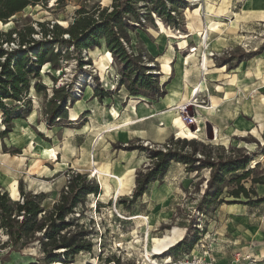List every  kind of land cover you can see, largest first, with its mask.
Masks as SVG:
<instances>
[{"label":"rangeland","instance_id":"1","mask_svg":"<svg viewBox=\"0 0 264 264\" xmlns=\"http://www.w3.org/2000/svg\"><path fill=\"white\" fill-rule=\"evenodd\" d=\"M112 1L67 0L57 3V0H40L12 16L8 21L12 24L7 28L0 26V31L21 28L28 24H34L39 29L38 21L57 22L68 26L81 7L89 10L98 5L110 6ZM178 1L180 2L175 5L176 11L173 12L175 21L153 14V19L146 17L142 24H136L135 30H130L132 49L136 54L139 49H143V63L147 66L148 73H152L158 79L161 89L166 90L165 86L170 81L163 83V80L169 74L173 73L172 75L175 76L174 64L177 57L179 60L178 52H181L183 57L189 58L184 66H187L189 71H193L191 72L193 75L197 71L201 75L199 83L191 85L193 90L201 82L205 85L203 80L208 79L209 63L212 62L216 66L225 63L228 68L242 62V70L244 68L253 72L251 77H244L243 80L252 83L257 76L254 74L257 65L259 69L264 67V48H261L264 46V9L257 7V2L264 3V0ZM169 5L173 7L172 4ZM198 9L206 24L205 29L195 28V23H199L196 17ZM213 23L217 25L209 33L208 28ZM35 37L42 36L35 34ZM147 37L154 42L159 39L158 43L166 41L167 49H171L176 58H173L171 63L168 59L163 63L159 62L149 50L148 46L152 48V44L150 42L148 45ZM16 46L5 44L9 49ZM194 47L197 49L192 52ZM99 49H103V43L100 47L84 50V64L81 67L78 65L77 53L71 54L70 57L63 56L59 68H53L51 64L45 68L43 65L41 81L48 88L40 92L33 86L30 91V108L33 109L32 113L35 112L34 120L29 114L25 115L21 123L14 122V127L7 136H3L7 125L3 122L0 111V181L3 183V189L8 191L9 197L12 200H20L22 186L27 192L47 193L43 203L46 208H50L60 197L61 190L68 183L73 172L87 173L89 178L98 182L100 192L89 194L85 203L76 207L67 216V218H79L81 224L94 227V233L91 235L94 243L92 252L80 253L73 264H178L176 260L178 255L186 251L170 255V247L180 241L187 232L189 239H194L197 231L198 239L208 241L210 253L216 252L228 263L235 262L234 257L238 253L245 252L251 256L262 257L264 202L249 210L239 204L219 206L209 214H203L198 210L197 203L210 175L208 168L192 174L177 168L173 176H168L163 181L168 183L173 191L170 194L169 188H165L167 196L170 194L167 200L162 197L156 181L153 187H150V190L130 207L127 206L129 205L127 202H123L125 197H131L133 193L137 170L149 165L150 160L140 155L137 149L134 151L117 148L115 145L119 143L128 144L140 138L141 144L161 147L171 136H174L175 139H195L215 149L220 147L227 151L231 147H240L252 154L258 149L251 145L255 137L250 132L248 135L244 134L245 137H236L238 143L232 144L223 138L218 125L209 122L206 124V119L203 132L196 134L201 123L186 125L179 113H175L174 110L171 113L172 123L177 129L165 141L153 142L140 136L128 141L118 140L113 131L123 129L137 121L136 118H128L130 111H127L128 108L136 111V107L134 104L127 106L133 97L128 94L129 89L125 85L120 89L118 84L123 65L109 50L110 58L105 60L106 66L102 71L97 63V60H103ZM152 51H155L154 46ZM209 60L213 61L209 62ZM166 64L170 67L169 71H166ZM245 74L251 73L243 72L241 76ZM257 77L255 80H258ZM34 82L35 79L32 85ZM98 84L114 92L112 100L92 101L93 90H90L89 85ZM60 86L72 88L74 100L65 107L66 116L61 120L57 118L56 123L52 124L47 111L54 88ZM196 97L198 98L197 116L200 119L204 114V118H209V90L203 88ZM191 98L192 96L188 99ZM75 99L82 101L75 102ZM122 113L125 115L121 120ZM105 120L108 122L105 123ZM243 121L247 123L249 120L244 118ZM85 122L88 128L86 126L83 130H78V127ZM156 124L160 127L165 126L164 121H156ZM212 126H215L219 137L217 134L216 137L213 136ZM17 130L19 132L17 139L12 138V133ZM254 133L259 135L257 131ZM263 144L262 141L260 145ZM42 146H50L56 151V156L53 157L42 151ZM258 162L261 164L255 169V175L264 174L263 154H258L250 167L256 166ZM101 172L102 179L110 188L109 193L103 189L99 175ZM190 176L194 182L188 186ZM14 182H17L18 190L15 196L11 193V185ZM199 182L201 183L197 187ZM256 190L259 195L264 196V184L256 185ZM188 227H190L189 231ZM261 237L263 238L260 239ZM7 240L8 235L0 229V264H29L38 257L42 258L38 242L23 247L21 251L8 252L11 245L6 246ZM202 250V247L195 249L200 253L203 252ZM109 257L116 259V262L109 263Z\"/></svg>","mask_w":264,"mask_h":264},{"label":"trees","instance_id":"2","mask_svg":"<svg viewBox=\"0 0 264 264\" xmlns=\"http://www.w3.org/2000/svg\"><path fill=\"white\" fill-rule=\"evenodd\" d=\"M37 1L40 0H0V20L8 22L12 16ZM65 1L57 0V3ZM179 2L113 0L110 6L98 5L89 10L81 7L68 26L38 21L39 29L34 24H28L0 31V110L3 122L7 125L3 136L12 131L15 118H24L31 112L30 91L33 86L40 92L48 88L41 81L43 65L49 63L53 68H59L63 56L70 57L77 53L78 65L81 67L84 64V50L100 47L102 39H105L114 58L123 65L118 83L120 87L125 85L132 95L142 94L151 98L164 95L166 90L161 89L158 79L148 73L143 63V49H139L137 54L132 49L130 30H135L136 24H142L146 17L153 19V14L175 21L173 12ZM35 34L42 37L36 38ZM12 43L17 46L11 49L5 47V44L7 46ZM33 79L35 82L32 85ZM94 90L101 100L112 92L100 84ZM71 100H74L72 88H54L47 111L52 124L56 123L57 118L61 120L64 117L65 107ZM252 140L260 144L256 138ZM139 141L140 138L128 144L115 145L126 150L137 149L150 158L149 165L137 170L136 185L131 197L123 199V202L129 204L128 207L142 198L153 182L159 180L162 183L173 162L185 164L189 172H199L205 168L210 170L205 190L197 203L198 210L203 214H209L223 204L257 206L264 202V196H260L255 188L257 183L264 184V174L255 175V169L261 163L250 167L258 154H264V147L261 152L251 154L240 147H231L227 151L220 147L215 149L195 139H175L174 136L161 147L144 145ZM249 179L252 184L247 187L244 182ZM99 192L98 182L89 178L87 173L73 172L61 190L60 197L52 207L46 208L43 202L47 193L27 192L21 186L22 198L12 200L0 184V229L8 235L6 246L11 245L8 252L21 251L23 247L38 242L42 258L38 257L29 264H73L80 253L92 252L94 243L91 235L94 227L81 224L79 218L67 216L76 207L83 205L89 194ZM188 234L170 247V255L193 249L198 231L192 240ZM108 259L109 263L116 262L112 257Z\"/></svg>","mask_w":264,"mask_h":264},{"label":"crops","instance_id":"3","mask_svg":"<svg viewBox=\"0 0 264 264\" xmlns=\"http://www.w3.org/2000/svg\"><path fill=\"white\" fill-rule=\"evenodd\" d=\"M147 42H148V45L151 42L152 48L154 46L155 51H152V48H150V45L148 47H149L150 52L157 57L159 62L163 63L165 60L168 59L169 62L171 63L173 61V58H176L172 50L167 49L166 41L165 42L162 41V43H158L159 39H157L154 42L147 37ZM178 54L182 55L181 52H178ZM211 61L209 60V62ZM243 62L245 63V61ZM177 63H178V57L176 58L175 64H174L175 76L172 75L173 73H171L168 75V77H166L163 80V83L168 82V80L170 82H168L165 86L166 87L165 94L160 96L159 98L154 99V98H150L144 95L141 96L142 94H140V96L132 95L130 94V91H128V94L131 97H133V99L129 100L127 106L134 104V106L136 107V111L134 110L131 111V109L129 110V108L127 109V111H130L128 113L129 114L128 118H136L137 121L123 129H120V130L118 129L117 131H113V133H115L116 138L118 140L128 141L134 138L135 136H140L141 138L146 139L148 141L151 140L153 142H163L172 134L174 130L177 129L172 123V115L169 112L170 111L169 108L172 107L173 104L175 106L179 103H183L184 101H186L187 99L183 97V94L187 97H190V96L195 97L196 92L193 90V88H191L192 87L191 85L199 83V81L201 80V75L198 71L195 73V75H193L191 73L193 71L191 70L189 71L187 66H185L186 73H185V77L183 80L184 87L181 90V92L175 97L174 100L170 99L169 97L171 93L170 87L174 83L175 78L178 76ZM241 63L242 62H238L237 64H235L234 66H230L229 68L227 64L225 63H223L221 66H216L213 64V62L209 63L210 68H209L208 79L203 80L205 82V85L203 82H201L196 87V91L198 92L202 90L203 88L209 90V118L213 125H216V126L218 125L219 129L222 131L221 135L223 136V138L232 142V144L233 142L238 143L239 141L238 138L245 137L244 134L248 135V132H250L251 135H253L261 143L262 141L264 142V76H263L264 67L262 66V68L259 69L257 65L255 69L256 73L254 74L257 76L260 75L261 77L256 76L258 80H255L256 78L255 77L253 82L251 83V82H248L247 80H243L244 77L252 76L253 72L251 70H246L243 68L242 71H235L236 68H238ZM165 68H166V71L170 70V67L168 64H166ZM247 71H249L251 74L250 75L245 74L241 76L243 72H247ZM163 77H165V74L163 75ZM186 80H188L189 83L186 82ZM89 86L91 87L90 90H93L94 99L92 101L94 102L95 100H99V98L95 94V90H94L95 86L94 85H89ZM113 93L114 92L112 91L110 96L105 97L103 100L100 99V101H105V99L112 100ZM76 101L81 102L82 100L77 99L75 100V102ZM122 106L123 105L121 103V109H122ZM0 111L2 113V110ZM32 111L33 109L29 113V116L31 115ZM174 111L177 114L179 113L178 111H176V109H174ZM66 114H67V111H65L64 116H66ZM124 115L125 114L123 113L121 114L120 116L121 120L124 118ZM243 117L247 119V121L248 120L249 121L246 123L245 121H243L244 119ZM23 119L24 118H15L13 120L12 125L14 124V122L21 123ZM204 120L205 118L203 114L202 119H200L201 124L199 127V131H197L196 134H201L203 132ZM156 121L157 122L164 121L165 126L160 127L159 125L156 124ZM86 126L88 128V125L85 122L83 125L78 127V130H83ZM254 131L255 132L257 131L259 135L254 133ZM239 135H242V136H239ZM217 136H218V133H217ZM251 145H254V147L258 149L256 150V152H261V150L264 147V144L263 146H261L256 141H253ZM137 152L140 155L145 156L148 160H150V158L147 156L145 152H142V151H137ZM122 167L125 168L124 165H122ZM177 168H182L184 169V172L189 173V174L193 173V171L192 172L187 171L185 164L181 162H173L170 165L166 174L164 175L163 181L168 176H171V175L173 176ZM188 180H189L188 186L194 182L191 176L190 178L188 177ZM134 181L136 182V178H134ZM156 181H158V188L160 192L162 193V197L165 200L169 199L171 192H173L171 190L172 187L168 183H163V182L161 183L159 180H156ZM155 182H153L150 185V187H153ZM244 183L246 184L247 187H250L252 184L250 179L248 181H245ZM0 184L2 185L3 183L0 181ZM195 184H196V181L194 185ZM256 185L262 186V183L255 184V188H256ZM150 187L148 190H150ZM165 188H169L170 190L169 196H167L168 194ZM223 205H226V204H223ZM239 205L245 207L246 209L248 208V210L250 208H253V206L246 205V204L239 203ZM262 238L263 237H261L260 239ZM246 254H249V253H245V255ZM209 257L215 258V260L220 264H231V262L228 263L224 261L223 257L220 258V256H218L216 252L209 253ZM252 257H257V256L252 255ZM263 257L264 255L262 257H257L259 260H261V264H264Z\"/></svg>","mask_w":264,"mask_h":264},{"label":"built area","instance_id":"4","mask_svg":"<svg viewBox=\"0 0 264 264\" xmlns=\"http://www.w3.org/2000/svg\"><path fill=\"white\" fill-rule=\"evenodd\" d=\"M15 45L14 43H12ZM196 47L192 49V52L196 51ZM195 94L197 95L200 91H196ZM194 94V95H195ZM192 97L189 99L187 102L179 103L175 109L179 112V116L181 119L185 122L186 125H192L194 123H201L198 115V105H197V100L198 98ZM205 123L209 122L211 124L210 118L205 117ZM198 130V129H197ZM210 130V129H209ZM213 130V136L216 137V128L215 126H212ZM199 247L203 248V252H196L195 249ZM210 249L208 245V241H205L203 239H198L195 244V248L188 250L186 252H182L181 254L178 255L177 262L178 264H220L218 263L215 258L209 257ZM235 262L231 264H261V260H259L257 257H252L249 254H243V253H238L234 257Z\"/></svg>","mask_w":264,"mask_h":264},{"label":"bare ground","instance_id":"5","mask_svg":"<svg viewBox=\"0 0 264 264\" xmlns=\"http://www.w3.org/2000/svg\"><path fill=\"white\" fill-rule=\"evenodd\" d=\"M29 7V6H28ZM257 7L261 8V9H264V3H262L261 1H258L257 2ZM197 19L199 20V23H195V28L198 29V28H202V29H205L206 27V24L204 23L203 21V17L202 15L200 14V9H198V12H197ZM12 24V22H7V23H3L1 20H0V26L1 27H8ZM217 23H213L211 25V27L208 28V32L210 33V30H213L215 27H216ZM102 43H103V49H99L102 53V56H103V60H97V63L98 65L102 68V71L105 69V60L110 58V51L109 49L107 48L106 46V43H105V39H102ZM100 56V55H99ZM189 58H185L183 57L182 55H179V60H178V76L177 78L174 80V83L172 84V86L170 87V90H171V93H170V99L174 100L175 97L181 92V90L183 89L184 87V84H183V78L185 77V73H186V68L184 66L186 60H188ZM109 60V59H108ZM50 64H46L45 65V68L49 67ZM242 67H243V63L238 67L236 68L235 71H242ZM238 76V75H237ZM236 82V81H235ZM183 97L185 99H188L190 97H187V96H184L183 94ZM189 100V99H188ZM252 103V102H251ZM172 106V105H171ZM170 109V113L173 112V110L175 109V106L173 104L172 107L169 108ZM253 112V111H252ZM34 117H35V112H33L31 115H30V118L34 120ZM202 119V117L200 118ZM183 121V120H182ZM105 123L108 122V120H105L104 121ZM190 129V128H189ZM199 131V129H198ZM18 130L17 132H15L14 134L12 133V138H16L17 139V136H18ZM42 151L46 152V153H49L51 154L53 157L56 156V151L53 150L50 146H42L41 148ZM88 155V154H87ZM102 172L100 175V179L102 181V184H103V189H105V191L107 193L110 192V188L107 187L106 183L104 182V179H102ZM106 175V174H105ZM17 183V182H16ZM16 183L14 182L12 185H11V193L12 195H17L18 194V190H17V186H16Z\"/></svg>","mask_w":264,"mask_h":264}]
</instances>
